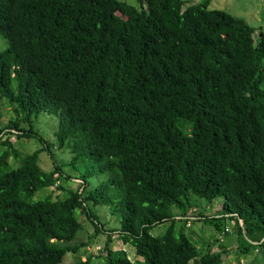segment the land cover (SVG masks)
I'll use <instances>...</instances> for the list:
<instances>
[{"label": "trees", "instance_id": "obj_1", "mask_svg": "<svg viewBox=\"0 0 264 264\" xmlns=\"http://www.w3.org/2000/svg\"><path fill=\"white\" fill-rule=\"evenodd\" d=\"M210 1L0 0V121L3 100L16 115L0 129V264H61L79 250L65 246L82 228L78 209L106 233L107 264H225L228 248L199 253L176 232L190 216L172 210L192 207V194L222 201L244 251L264 249V32L255 39ZM43 112L59 115L71 173L53 155L43 171L42 150L21 156L10 139L39 138L46 150L34 130ZM95 176L107 180L90 190ZM48 189L68 196L33 201ZM91 205L121 228L105 230ZM117 240L136 263L113 250Z\"/></svg>", "mask_w": 264, "mask_h": 264}, {"label": "rangeland", "instance_id": "obj_2", "mask_svg": "<svg viewBox=\"0 0 264 264\" xmlns=\"http://www.w3.org/2000/svg\"><path fill=\"white\" fill-rule=\"evenodd\" d=\"M129 5L140 8L138 0H119ZM187 5L201 4L204 0H185ZM147 9V6L144 5ZM209 10L224 11L234 17L245 20L249 25L256 29L254 38L260 37V32H264V0H211L208 6ZM8 44L3 36L0 35V51L7 48ZM3 107V119L0 121V129L9 124L11 120H14L16 115L12 111L9 103L6 100L1 102ZM59 125V115H50L43 112L38 120L34 122V130L40 134V136L48 144V148L44 149V144L39 138H21L20 140L14 136L10 139L19 151L21 156H27L34 153L36 150H42L40 154L39 166L45 172H49L54 168V162L51 155L57 160L58 164L65 166V172L71 173L69 163L72 160V156L67 149H58V142L56 139V132ZM9 136H6V138ZM15 139V140H14ZM11 165L16 163V159L12 158ZM16 165V164H15ZM15 167V166H14ZM88 165V168H91ZM80 170V169H78ZM105 177L95 176L91 179L90 190L99 186ZM66 188L77 189V183L70 181H63ZM65 188V189H66ZM54 193L53 198L65 199L68 196L66 190L52 191V189L39 192L34 202L45 200L49 194ZM192 207H188L185 212L178 209H173L174 216H181L186 214L189 219L188 228L184 227L182 221L176 222V232L179 233L184 230V233L192 242V244L199 250V253H206L211 248L213 252H219L222 246L228 248L231 252L230 256L227 254L228 259L225 264H255L257 259L258 264H264V249L255 251L256 246L250 247L247 251L243 250V247L247 245V240L239 236L236 221L232 218L220 219L222 213L221 200L215 201L213 204H209L205 199L199 198L195 195L190 196ZM223 205V204H222ZM90 210L93 216L97 217L100 224L104 225L105 230H113L121 228V222L115 218L111 209L106 206H90ZM194 217V218H192ZM200 217V218H198ZM76 218L81 223L82 228L76 238L65 246L78 247L77 252L70 251L61 264H75L79 259L93 258L92 264H107L105 257V244L107 241V235L103 231H98V226L93 223L87 213L82 209H78L76 212ZM100 225V227H101ZM219 225L221 231L217 229ZM171 223H166L154 228L151 231V236H163L171 228ZM226 228V231L224 229ZM114 251H124L127 253L129 259L136 263L139 258L136 256L135 249L131 245H125L121 241H115L113 244ZM142 262L143 260L140 259Z\"/></svg>", "mask_w": 264, "mask_h": 264}]
</instances>
